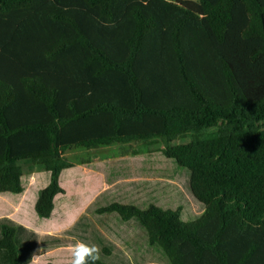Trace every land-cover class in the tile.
Returning a JSON list of instances; mask_svg holds the SVG:
<instances>
[{
	"label": "trees",
	"instance_id": "trees-1",
	"mask_svg": "<svg viewBox=\"0 0 264 264\" xmlns=\"http://www.w3.org/2000/svg\"><path fill=\"white\" fill-rule=\"evenodd\" d=\"M106 147L175 160L205 210L98 214L137 218L171 264H264V0H0V193L49 172V218L62 172Z\"/></svg>",
	"mask_w": 264,
	"mask_h": 264
},
{
	"label": "rangeland",
	"instance_id": "rangeland-1",
	"mask_svg": "<svg viewBox=\"0 0 264 264\" xmlns=\"http://www.w3.org/2000/svg\"><path fill=\"white\" fill-rule=\"evenodd\" d=\"M112 151L107 147L97 149L92 152V156L98 155L95 162L62 172L60 184L66 193L57 196L56 215L52 219L40 217L35 210L41 190L50 182L49 172L24 178V191L21 194L0 193V237L4 226L15 228V244L21 261L41 251H45L42 261L48 259L50 255L47 250L55 239L43 234V231L65 225L94 230L98 235L97 242L103 243L111 251L106 253L104 248L105 253L100 255L99 261L105 264H171L160 246L149 244L147 230L137 218L123 221L117 213L98 214L96 210L114 202L145 209L148 204H139L136 191L127 183V179L150 171L178 179L176 189L172 186L168 197L174 202L179 201L178 205H183L184 209L191 210L190 172L160 152L144 154L142 158L129 156L107 161L105 159L116 157L101 158ZM141 195L146 196L143 200L150 198ZM168 209L175 210L177 206ZM60 212L63 213L61 217ZM195 219L181 218L185 222ZM0 264H9V254L4 249H0Z\"/></svg>",
	"mask_w": 264,
	"mask_h": 264
},
{
	"label": "crops",
	"instance_id": "crops-1",
	"mask_svg": "<svg viewBox=\"0 0 264 264\" xmlns=\"http://www.w3.org/2000/svg\"><path fill=\"white\" fill-rule=\"evenodd\" d=\"M155 153H159V152H155ZM146 154H152V153H146ZM142 156H144V154L135 155L134 157L142 158ZM124 157H129V156H121L116 158L105 159V161L121 159ZM177 180L178 179L169 178V176L166 174L150 171V172H145L141 175H135L133 177H129L127 179V183L136 191L137 200L139 204L140 203L148 204L147 207L151 204H155L158 207L161 206L163 209H168V207L177 206V208L178 207L182 208V212H181L182 219L187 220L188 218L200 217L205 210V206L204 204L200 203L198 200L195 199L192 192H191L192 194L191 200L189 201V206L191 210L184 209V206L181 204L178 205L179 203L177 202L179 201L174 202V200L169 199L168 195L171 193L172 186L174 190L177 187V182H176ZM141 194L148 195L150 198H145V200H143L142 198L146 196L143 197V195ZM136 204L138 205V203ZM61 214L63 215V213L60 212V217ZM54 215H56L55 209L49 218L52 219ZM44 233L48 234L50 237L55 239L52 241V244L49 245V249L47 250L48 255H50L48 259L42 261V258L44 257L43 254L45 253V251H41L42 253L34 252L28 259L22 260L23 264H47L50 262L53 264H70V261L72 259L70 249L77 241H82L89 245L91 244L98 245L102 250L101 254L105 253L104 248H107L104 246L103 243L97 242L98 235L94 230L88 228H82L81 226H75L74 228H72L69 226L60 225L57 227H51L50 229L43 231V234ZM107 250L109 249L107 248ZM56 253L58 254L55 255ZM108 253H111V251Z\"/></svg>",
	"mask_w": 264,
	"mask_h": 264
},
{
	"label": "clouds",
	"instance_id": "clouds-1",
	"mask_svg": "<svg viewBox=\"0 0 264 264\" xmlns=\"http://www.w3.org/2000/svg\"><path fill=\"white\" fill-rule=\"evenodd\" d=\"M70 251L72 256L70 264H96L102 250L98 245L77 241Z\"/></svg>",
	"mask_w": 264,
	"mask_h": 264
}]
</instances>
